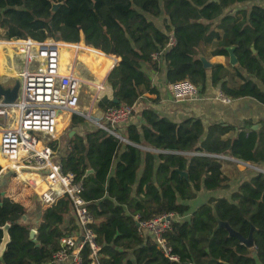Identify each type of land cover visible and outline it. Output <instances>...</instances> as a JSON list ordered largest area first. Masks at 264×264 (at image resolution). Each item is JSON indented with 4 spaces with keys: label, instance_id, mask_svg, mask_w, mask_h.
I'll return each mask as SVG.
<instances>
[{
    "label": "trees",
    "instance_id": "trees-1",
    "mask_svg": "<svg viewBox=\"0 0 264 264\" xmlns=\"http://www.w3.org/2000/svg\"><path fill=\"white\" fill-rule=\"evenodd\" d=\"M260 1L0 0V14L23 9L16 15L8 13V23L0 16L5 36L18 40L11 42L21 43L26 30L39 41L59 34L62 41L75 44L65 47L77 49L93 69L86 66L97 78L96 86H101L121 58L108 76L112 99L103 98L99 108L136 106L133 117L116 128L123 140L73 114L74 134L59 161L64 172L84 177L83 197L101 247L94 259L86 246L81 264H264V173L243 182L231 198L213 195L192 212L188 205L202 192L214 194L229 188L224 161L215 156L264 162V128L242 132L236 139L223 138L231 127L206 126L192 118L175 122L141 103L145 94L159 95L144 66L163 73L168 84L189 79L203 93L221 85L220 90L232 99L264 103V3ZM55 3L61 5L53 12ZM172 33L176 45L167 47ZM201 46L212 47V56L225 57L234 48L238 63L206 68ZM73 58L70 51L65 59ZM3 60L0 69L6 82L10 79ZM69 65L63 63V74ZM80 66L75 71L81 78ZM234 78L242 83L230 87ZM67 120V115L59 117V133ZM52 144L57 149V141ZM22 177L18 173L10 180L7 195L14 202L0 192V228L9 225L11 238L0 264H52L63 236L78 230L73 203L65 197L45 211L40 205L32 207L36 192ZM190 212V220L174 221L166 235L179 262L165 258L150 237L139 233L135 220L136 215L148 221L163 214ZM218 220L245 238L254 227V246L231 237L219 228ZM32 230L36 242L30 239ZM3 237L0 229V246Z\"/></svg>",
    "mask_w": 264,
    "mask_h": 264
},
{
    "label": "built area",
    "instance_id": "built-area-1",
    "mask_svg": "<svg viewBox=\"0 0 264 264\" xmlns=\"http://www.w3.org/2000/svg\"><path fill=\"white\" fill-rule=\"evenodd\" d=\"M23 34L21 43H16L18 40H12L8 36L2 39L5 41L4 48L7 50L6 46L10 47V55L6 57L5 64L10 80L4 82L0 77V83L5 89H12L18 83L19 91L16 101L12 104L7 103L3 96L0 97V154L9 162L7 168L0 164V176L8 172L13 175L20 173L23 175L21 180L33 190L45 185V191L37 190L40 197L37 194L32 197L42 205L43 211L54 207L65 197L70 198L78 230L63 236L52 264L68 261L81 264L80 254L86 246L91 249V258L94 259H97L101 247L92 228L94 219L89 212L88 202L83 197L84 177L77 179L75 174L64 172L59 161L60 156L52 143L72 125L73 114L86 117L92 122L95 118L98 121L94 123L98 127L116 137L121 136L116 128L133 117L136 106L123 104L101 110L99 102L105 97L112 99L109 74L101 86L90 82L84 68L82 73L85 76L79 78L75 76V57L68 67V73L63 74L62 46L75 44L66 43L61 37L58 40L57 36L60 35L56 33L44 41L36 40L30 31H23ZM175 45L176 38L172 33L167 47ZM160 54H154L153 58L158 59ZM117 65L116 60L111 69ZM86 88H90L91 92H87ZM167 88L171 98L177 102H192L203 94L201 87L189 79L169 83ZM215 99L224 104L233 102V99L221 90L217 92ZM60 113L68 114L70 119L64 130L59 133ZM106 122L110 124L106 125ZM89 173L88 171L87 174ZM27 174L34 177L29 178ZM9 190L10 187L5 195L8 200L14 202L7 195ZM45 204L48 205L47 208L44 207ZM135 220L139 233L150 237L165 258L171 262H179V257L172 253L166 238L172 230L174 214H163L148 221L136 215Z\"/></svg>",
    "mask_w": 264,
    "mask_h": 264
},
{
    "label": "crops",
    "instance_id": "crops-1",
    "mask_svg": "<svg viewBox=\"0 0 264 264\" xmlns=\"http://www.w3.org/2000/svg\"><path fill=\"white\" fill-rule=\"evenodd\" d=\"M260 2L264 3V1L262 0ZM4 42L5 41L0 42V45H2V43ZM82 42L84 43V41ZM201 50V55L205 57L212 65L222 64L226 68L232 66L229 63V57L212 56L210 54L212 51V47L201 46ZM69 53L70 50L63 48L61 52V68H63V63L69 65V62L72 61L70 59H65ZM0 54H3L4 56L3 68L6 71V76L9 77L10 75L7 73L5 64L7 59L6 57L10 55V51L8 48L7 50L6 48H2ZM80 59L82 62H84L81 56ZM120 60L121 59H117L118 64L120 63ZM81 64L82 66L83 64H85V66H88L85 62ZM144 69L150 77L153 86L157 88L159 95L145 94L141 98V103L151 106L161 116L168 117L175 122H181L183 120L192 118L201 120L206 126L220 123L225 127H231L230 131L223 138L236 139L242 132L259 131L264 128V103H261L256 99H233V102L231 104H224L221 101L215 99L217 92L220 90L219 86L216 88L210 86L198 100L192 102H177L173 100L169 95L167 88L168 83L165 81L163 73L152 71L148 66H144ZM76 76H78V73H76ZM0 77L3 79V76H1V69ZM241 83L242 81L240 79L234 78L230 80L229 86L235 87ZM109 89L111 91L110 95L112 98L113 90L111 85ZM138 110L139 108L137 109V111ZM60 115H67V121L69 122L70 116L68 114L63 113ZM137 120H140L139 117L137 118ZM222 159L224 161L222 164V170L224 174L230 179L229 188L227 190H218L214 194L202 192L201 194H199V197L196 201L188 202V205L191 207V212L195 211L197 209V206L204 203L203 201L205 199L213 195H216L218 197L231 198V194L233 192H236L243 182L253 178L258 173H264V162L261 164L245 162L230 155H222ZM8 163L9 162L0 154V164L3 166L5 165L4 167H6ZM10 185L11 184L9 181L7 188L0 190V192H5L6 194ZM4 198H7V196L5 195ZM191 212L184 216H178L174 214V221L190 220L192 216ZM60 264L71 263L68 261Z\"/></svg>",
    "mask_w": 264,
    "mask_h": 264
},
{
    "label": "water",
    "instance_id": "water-1",
    "mask_svg": "<svg viewBox=\"0 0 264 264\" xmlns=\"http://www.w3.org/2000/svg\"><path fill=\"white\" fill-rule=\"evenodd\" d=\"M60 5L61 4H58V3L53 4V9H52L53 12H56ZM57 39L60 40V36H57ZM229 53H230L229 63L232 66H235L238 63V60L234 54V48H230ZM200 58H201L204 66L206 68L212 67V64L205 57L201 56ZM219 88H221V85H219ZM18 91H19V84L18 83L15 84L12 89H5L0 83V97L3 96L7 103L12 104L16 101ZM109 124H110L109 122H106V125H109ZM117 138L123 140V138L121 136H118ZM215 157L222 158V156H215ZM89 172L92 173V171H89ZM12 176H13V173L9 172L6 174V177L4 180L5 181L10 180L12 178ZM1 194H2V197L5 196V192H2ZM218 223H219V228L227 230L231 237L239 239L243 244L247 245L250 248H252L254 246V241H253V233L255 230L254 227H252L250 236L248 238H245L241 234H239L236 230H234L227 222H223L221 220H218ZM9 227H10L9 225H6V226L0 228L4 232L3 241H2V244L0 246V260L3 259L6 247L11 241L10 234H9ZM30 239L33 240L34 242H36V231L35 230L31 231Z\"/></svg>",
    "mask_w": 264,
    "mask_h": 264
},
{
    "label": "rangeland",
    "instance_id": "rangeland-1",
    "mask_svg": "<svg viewBox=\"0 0 264 264\" xmlns=\"http://www.w3.org/2000/svg\"><path fill=\"white\" fill-rule=\"evenodd\" d=\"M23 9L22 8H14L13 10H11L10 12H8V13H14L15 15H16V13H18V11H22ZM7 13V14H8ZM7 14H0V16H1V20H2V22H7V19L9 18L8 16H6ZM8 23V22H7ZM7 27V26H6ZM12 32V31H11ZM14 32V31H13ZM5 34H6V32H5V30L4 29H1L0 28V42H2V39H4L6 36H5ZM82 42V41H81ZM63 48H65V49H68V50H70L71 51V53H73V56L75 57V60H76V62H77V65H82L81 63H84V62H82L81 61V59H80V55H79V52H78V50L77 49H75V48H68V47H65V46H62ZM2 48H3V46L2 45H0V51L2 50ZM1 55V54H0ZM83 66L85 67V69L87 70V77L89 78V80H90V82H92V84H97V82H98V80H97V78L89 71V69L88 68H86V66H85V64H83ZM82 69H83V67L81 66V69L79 68V71L78 72H80V74H81V78H83L84 76H83V73H82ZM87 92L89 91V92H91V89L90 88H86L85 89ZM59 117H61V115H59ZM94 122L96 121H98L97 119H92ZM72 121H73V118H72ZM71 121V122H72ZM73 134H74V129H73V123H72V125H70L69 127H68V129L66 128L64 131H63V133L58 137V139H57V153H58V155L59 156H63L64 154H65V152H66V150H67V144H68V139H70L72 136H73ZM5 168H7V167H5ZM9 173V172H8ZM5 177H6V175H4V176H0V190H2V189H6L7 188V185L9 184V181L10 180H7V181H5L4 179H5ZM37 202V203H36ZM31 204H33L32 205V207H38L39 205L42 207V205L38 202V201H36L34 198H33V200H32V203Z\"/></svg>",
    "mask_w": 264,
    "mask_h": 264
},
{
    "label": "bare ground",
    "instance_id": "bare-ground-1",
    "mask_svg": "<svg viewBox=\"0 0 264 264\" xmlns=\"http://www.w3.org/2000/svg\"><path fill=\"white\" fill-rule=\"evenodd\" d=\"M82 43H83V42H82ZM83 44H84V43H83ZM6 47H9V46L7 45ZM3 57H4L3 54H1V55H0V60H2ZM81 66H82V65H81ZM81 66H80V68H81ZM82 67L85 69L84 66H82ZM75 76H76V71H75ZM60 114H63V113H60ZM16 176L18 177V174H16ZM28 177H29V178H32V175H28ZM37 190H38L39 192H41V191H45V190H46V187H45V185H42V186L40 187V189H36V190H35V192H36V194L38 195V197H40L39 192H38ZM45 205H46V204H45Z\"/></svg>",
    "mask_w": 264,
    "mask_h": 264
}]
</instances>
